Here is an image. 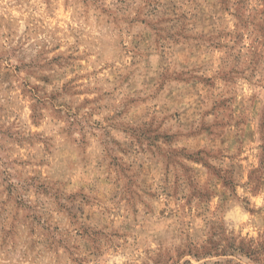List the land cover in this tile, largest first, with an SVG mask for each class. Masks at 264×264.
<instances>
[{"label": "rangeland", "instance_id": "1", "mask_svg": "<svg viewBox=\"0 0 264 264\" xmlns=\"http://www.w3.org/2000/svg\"><path fill=\"white\" fill-rule=\"evenodd\" d=\"M0 264H264V0H0Z\"/></svg>", "mask_w": 264, "mask_h": 264}]
</instances>
